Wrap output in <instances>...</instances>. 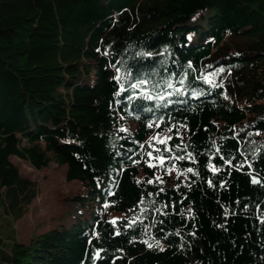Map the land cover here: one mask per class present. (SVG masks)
Returning a JSON list of instances; mask_svg holds the SVG:
<instances>
[{"label": "trees", "instance_id": "obj_1", "mask_svg": "<svg viewBox=\"0 0 264 264\" xmlns=\"http://www.w3.org/2000/svg\"><path fill=\"white\" fill-rule=\"evenodd\" d=\"M11 158L84 211L15 241ZM1 223L0 264H264V0H0Z\"/></svg>", "mask_w": 264, "mask_h": 264}, {"label": "rangeland", "instance_id": "obj_2", "mask_svg": "<svg viewBox=\"0 0 264 264\" xmlns=\"http://www.w3.org/2000/svg\"><path fill=\"white\" fill-rule=\"evenodd\" d=\"M250 41L242 37L229 36L225 39L220 53L229 52L232 49H245ZM215 52V50H213ZM227 75L222 76L218 70L209 74L207 79L213 82H222ZM12 164L18 169L22 177L36 184L37 195L28 207V212L20 219L12 222V238L21 244H28L38 235L57 227L65 213L75 216L84 209L77 202H67V199L77 194L87 196L86 189L79 182H67L65 180V167L51 163L47 168L38 171L27 162L17 158H11ZM85 208H87L85 206ZM7 219V216L5 217ZM10 228V229H11ZM9 227L0 224V239L3 244L9 245Z\"/></svg>", "mask_w": 264, "mask_h": 264}, {"label": "snow or ice", "instance_id": "obj_3", "mask_svg": "<svg viewBox=\"0 0 264 264\" xmlns=\"http://www.w3.org/2000/svg\"><path fill=\"white\" fill-rule=\"evenodd\" d=\"M141 83H143V81H142ZM131 87H132V88H136V87H138V85H137V84H132ZM149 155H151V154L149 153ZM179 158H180V159H183V157H179ZM161 163H163L162 160H161ZM149 166H152V165H149ZM188 171L191 172L192 169H188ZM254 182H256V181H254ZM149 183H151V181H149ZM97 255H99V254H97Z\"/></svg>", "mask_w": 264, "mask_h": 264}]
</instances>
